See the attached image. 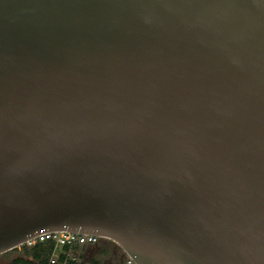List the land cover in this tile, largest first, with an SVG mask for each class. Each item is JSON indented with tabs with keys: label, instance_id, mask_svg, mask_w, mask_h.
Segmentation results:
<instances>
[{
	"label": "water",
	"instance_id": "1",
	"mask_svg": "<svg viewBox=\"0 0 264 264\" xmlns=\"http://www.w3.org/2000/svg\"><path fill=\"white\" fill-rule=\"evenodd\" d=\"M48 231L264 264V0H0V255Z\"/></svg>",
	"mask_w": 264,
	"mask_h": 264
},
{
	"label": "built area",
	"instance_id": "2",
	"mask_svg": "<svg viewBox=\"0 0 264 264\" xmlns=\"http://www.w3.org/2000/svg\"><path fill=\"white\" fill-rule=\"evenodd\" d=\"M47 240L56 242V248L50 259V264H91V260L99 258V253H102L104 250L113 253V249H110L112 246L117 248L116 264H138L135 258L115 240L92 233L73 231L43 232L17 248L21 249L24 245L32 246L38 242H45ZM99 246L100 248L93 254L95 256L88 257L90 249L95 250Z\"/></svg>",
	"mask_w": 264,
	"mask_h": 264
},
{
	"label": "trees",
	"instance_id": "3",
	"mask_svg": "<svg viewBox=\"0 0 264 264\" xmlns=\"http://www.w3.org/2000/svg\"><path fill=\"white\" fill-rule=\"evenodd\" d=\"M56 248V242L47 240L38 242L32 246L24 245L21 249L16 248L11 252L5 253L3 256H11L12 253L19 254L11 260V264H50V259ZM91 264H104L100 258H93Z\"/></svg>",
	"mask_w": 264,
	"mask_h": 264
},
{
	"label": "rangeland",
	"instance_id": "4",
	"mask_svg": "<svg viewBox=\"0 0 264 264\" xmlns=\"http://www.w3.org/2000/svg\"><path fill=\"white\" fill-rule=\"evenodd\" d=\"M100 248L96 247L95 250L94 249H90V252H88V257H93L95 255H93L96 250H98ZM110 249H113V253H109L108 250H104L102 253H99V258L103 260L104 264H116V260L115 257L117 255V248L116 247H110ZM19 253L15 252L12 253L11 256L5 257V256H0V264H11V260L13 258H15Z\"/></svg>",
	"mask_w": 264,
	"mask_h": 264
}]
</instances>
